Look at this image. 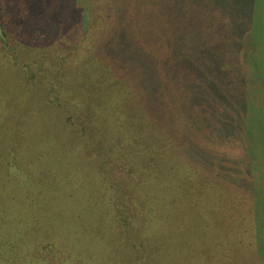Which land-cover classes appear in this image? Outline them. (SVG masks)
Masks as SVG:
<instances>
[{
  "label": "trees",
  "instance_id": "16d2710c",
  "mask_svg": "<svg viewBox=\"0 0 264 264\" xmlns=\"http://www.w3.org/2000/svg\"><path fill=\"white\" fill-rule=\"evenodd\" d=\"M80 2L77 23H53L47 42L35 45L38 33L21 32L1 16L0 63L23 70L25 84L44 59L39 71L47 83L53 72L87 65L108 89L107 104L94 107L104 99L97 96L79 113L69 89L48 94L46 114L32 118L30 147L41 146L45 136L44 144L81 147L83 160H100L97 181L106 190L95 205L116 211L110 227L121 229L133 264H172L173 254L186 264L190 257L194 264H264V0H197L201 5L192 7L161 0ZM163 18L191 20L174 31ZM118 97L138 102L139 114H114ZM16 136L15 143L24 142L25 135ZM111 188L119 200L107 194ZM41 196L53 199L13 196L12 209L26 205L33 216L25 232L39 243L28 248L13 241L23 232L22 220L13 224L8 213L12 198L1 200L0 251L22 256L35 246L56 260L51 241L58 238L43 230L53 221L75 226L83 243L94 240L89 227L96 219L87 213L94 205L88 202L70 219L76 192L69 191L60 194L55 220L48 213L40 219L47 207ZM61 250L67 264H93L82 255L74 259L69 247Z\"/></svg>",
  "mask_w": 264,
  "mask_h": 264
},
{
  "label": "rangeland",
  "instance_id": "374dc122",
  "mask_svg": "<svg viewBox=\"0 0 264 264\" xmlns=\"http://www.w3.org/2000/svg\"><path fill=\"white\" fill-rule=\"evenodd\" d=\"M161 1L167 4L176 3L185 7H192V3L197 0ZM23 4L25 6H22ZM196 4L201 5L200 2H196ZM71 5L73 6L71 14H66L67 9ZM82 5L80 0H0V22L2 19L14 20L17 22L21 32L28 34L38 33L37 38L33 40L34 44H32L33 42L30 44L35 45V41L37 43H46L45 35L47 29L53 23H59L61 20H67V18L75 19L74 22L77 23L78 18H82V13H79ZM186 20L189 23L191 18H163V22L166 24L173 22L172 28L174 31L179 26L182 27L183 31V24ZM253 20L260 21V18H253ZM112 37L116 36L113 35ZM183 45L184 52L188 53V44L184 42ZM170 49L171 44L166 48V51ZM7 51H10V49ZM41 54L46 55L45 52ZM118 54L119 52H117ZM9 55H11L10 52ZM57 59L55 60L57 61ZM43 60H38V64H35V68L38 71L35 70L34 76L31 77L28 84L24 83L23 70L20 72L16 68L14 69L12 64L9 66L0 63V203H2L1 200L8 202L12 198L10 202L12 203L11 208L8 213L13 224H15L13 221L22 220L19 225L23 232H21L23 238L16 236L13 241L28 248L27 246L39 243V241L33 243L32 237L25 232L33 216L26 205L13 210L12 208H15L17 205L13 196L23 200L28 197H36L38 194L46 193L51 195L53 199L41 196L42 199H46L45 204L48 208L46 207V213L44 216H40V219H47L48 213L53 215V220H55L57 218L56 213L60 211V194L63 195L69 191H75V202H71L72 214L70 219H72V216L74 218L78 209L86 206L88 202L94 205V207L87 210V213L90 212L93 214L94 219H96L89 227V229H93L94 240L83 243L78 240L75 226H69L66 223L57 224L56 221H53V226L48 224L43 230L55 232V237L59 239L51 241L56 244L57 248H60L58 251L54 246L53 254L56 256V260L52 258L53 255L43 254L38 251V247L34 246V250L31 249L30 252L26 250V253H23L22 256L9 254L5 249H2L0 251V264H67L63 260L61 253L63 246L70 248L74 259L82 255L93 264H133L134 259L131 256L133 252L128 250V245L121 229L114 230L110 227V220L116 211L109 210L103 212L95 205L100 201L99 197L106 190L104 188L102 191L97 181L99 178L100 160L98 158H92L94 162L85 158L83 160L82 157L86 154L85 151L80 150L81 147L70 146L67 148L66 146L62 147L60 144L54 146L44 144L43 140L45 136L42 137V145L39 147H35L34 145L30 147L28 142L29 136L32 133L30 128L32 118L39 120L46 114L44 104L48 94L53 93L57 97L58 94H61V90L65 88L69 89L74 94L73 103L79 113L84 109L86 104L92 105L94 98H97V96L104 99L103 101L96 100L98 103L94 107L103 103L107 104L106 90L108 91V89H106L104 82L99 83L93 80V75L89 73L93 68L87 65L82 68L76 67L77 69L73 68L69 71L59 70L58 74L53 72V81H51V84L47 83L44 80L43 74L39 71L45 65V61ZM69 61L72 63L71 59ZM63 75H70L71 81L69 82V80L62 78ZM135 87L142 89L137 83ZM111 109L114 114H121L126 118H129L130 115H138L140 112L138 102L136 103L132 98L124 99V97L116 98ZM92 111L96 112L97 110L94 109ZM141 117L142 115L139 116L140 120ZM22 124L25 125L26 130L18 131V128H22ZM17 133L25 135L24 142L19 145L14 142L15 138L17 139ZM42 133L45 134V132ZM167 154L170 157L173 155L172 151L167 152ZM6 171H10L8 176ZM104 172L107 174L111 173L112 168L105 167ZM107 194L116 197L121 196L114 188H111ZM63 197L65 196H61L60 198ZM49 208L51 209L48 210ZM206 209H208V212H213L214 210L209 204ZM121 213L126 214L122 208ZM98 215L100 216L97 219ZM218 215L220 216V214ZM37 216L39 217V215ZM192 219L193 215L190 220ZM46 237L48 238L47 235ZM61 239H65L66 241H61ZM82 247L84 248L82 249ZM45 253L48 252L45 251ZM190 261L194 264L192 257H190ZM186 262L184 257L178 254H173L171 259L172 264H186ZM231 263H236V260H230L228 263L225 262L223 264ZM68 264H70L69 260ZM139 264L144 263L141 260Z\"/></svg>",
  "mask_w": 264,
  "mask_h": 264
}]
</instances>
